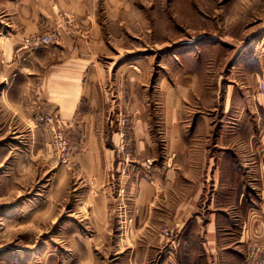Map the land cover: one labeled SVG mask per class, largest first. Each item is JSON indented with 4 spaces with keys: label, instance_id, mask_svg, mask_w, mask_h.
<instances>
[{
    "label": "rangeland",
    "instance_id": "obj_1",
    "mask_svg": "<svg viewBox=\"0 0 264 264\" xmlns=\"http://www.w3.org/2000/svg\"><path fill=\"white\" fill-rule=\"evenodd\" d=\"M22 18L36 20L38 32L19 37L5 32H16ZM94 32L106 46L102 63L112 66L125 91L135 93L144 106L158 163L165 159V132L172 118L186 129L195 124L217 130L240 127L244 134L233 139L252 143V155L256 145H264V74L251 77L260 64L264 68V0H0V50L7 35L19 60L57 46L63 35L88 39ZM36 34L53 36V44L20 50L24 38ZM132 75L135 80L129 81ZM170 84L174 94L182 85L189 88L184 98L175 94L181 102L173 109L166 93ZM4 85L0 83V264H189V257L182 256L181 223L167 212L171 208L158 205L134 215L130 198L118 195V172L127 173L130 166L124 130L128 111L117 121L124 164L117 171L92 173L74 159L76 140L58 110L42 99L41 81H30L22 104L17 102L20 89L9 94ZM105 90L102 107L114 99ZM227 97L233 99L230 108ZM187 155L176 163L183 162L184 174L195 177L202 152ZM153 164L152 159L143 163L145 168ZM253 187L260 192L258 184ZM254 245L261 246L262 262L257 260L260 250L257 259L250 257ZM198 253L191 256L194 264L200 261ZM244 263L264 264V238L248 242Z\"/></svg>",
    "mask_w": 264,
    "mask_h": 264
},
{
    "label": "crops",
    "instance_id": "obj_2",
    "mask_svg": "<svg viewBox=\"0 0 264 264\" xmlns=\"http://www.w3.org/2000/svg\"><path fill=\"white\" fill-rule=\"evenodd\" d=\"M30 21L22 18L16 32L12 28L5 32L16 37L38 32L41 26L36 25V20ZM3 23L8 25L6 18ZM96 34L88 39L63 35L57 46L35 52L24 60L16 58L6 35L0 50V83L10 89L9 94L13 88H19L21 98L18 95L16 98L22 104L23 95L28 97L30 81H41L42 99L48 108L58 110L70 126L69 134L76 140L78 154L74 159L81 167L92 169V173L117 171L124 164V154L118 150L117 121L121 112L128 111L129 125L124 130L130 166L127 173L118 172V195L130 198L134 215L148 208L156 209L158 205L171 208L167 212L175 222L181 223L178 234L182 256L189 257V264L195 263L191 256L196 250L200 258L196 264H245L248 242L264 238V169L261 168L264 145H256L258 148L255 147L252 155L248 153L253 151L252 143L233 139L237 136L234 134H244L240 127L223 126L217 130L210 125L200 128L195 124L186 129L179 126L178 118L174 122L172 118L165 132L168 137L165 159L158 163L152 155L156 139L144 120V106L138 105L135 93L125 91L118 73H111L112 66L102 63L106 46ZM263 72L260 64L251 77L262 76ZM130 77L129 81L135 80L133 75ZM197 77L194 74L193 83ZM105 89L111 90L114 99L102 107L108 94ZM188 92V85H182L175 94L184 98ZM166 93L171 94V108L174 103L178 106L181 99L174 94L172 84ZM125 97L130 101L127 105H124ZM226 100L230 108L233 99ZM200 135L207 141L196 138ZM196 151L202 152L203 158L192 162L200 171L190 177L184 174L183 162L176 163V158L180 156L184 160V156ZM145 159L154 160L152 167H144ZM253 184L260 186V192L254 190Z\"/></svg>",
    "mask_w": 264,
    "mask_h": 264
},
{
    "label": "built area",
    "instance_id": "obj_3",
    "mask_svg": "<svg viewBox=\"0 0 264 264\" xmlns=\"http://www.w3.org/2000/svg\"><path fill=\"white\" fill-rule=\"evenodd\" d=\"M54 42V38L51 35H43V34H36L30 37H26L24 38L22 44L20 45V50H23L25 52H32V51H36L42 48H46L48 46H50L51 44H53ZM264 89V87H263ZM125 120H123L124 122ZM260 250V255L258 257V252ZM263 251H261V246L260 245H254L253 247H251V253H250V257L252 258V260L254 261L255 259H257L258 257V262H262V254Z\"/></svg>",
    "mask_w": 264,
    "mask_h": 264
}]
</instances>
